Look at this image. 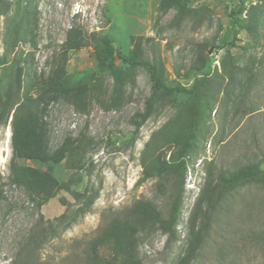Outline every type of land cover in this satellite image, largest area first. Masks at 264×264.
<instances>
[{"label": "rangeland", "instance_id": "obj_1", "mask_svg": "<svg viewBox=\"0 0 264 264\" xmlns=\"http://www.w3.org/2000/svg\"><path fill=\"white\" fill-rule=\"evenodd\" d=\"M1 1L0 55L10 27L24 21L26 28L23 40L6 48L9 59L20 57L24 70L25 86L18 95L26 90L34 95L36 84L62 65L76 82L85 83L88 97L84 110L67 99L46 107L48 150L65 143L69 149L59 162L25 163L49 171L69 189L40 207L10 182L11 115L0 124V264H84L89 242L137 199L152 200L163 214L168 211L178 175L144 170L151 162L171 161L195 101L182 96L173 102L154 100L151 114L135 130L150 93L146 66L135 67L120 102L112 105L113 79L97 41L100 35L128 58L160 59L170 85L190 87L199 79L204 102L185 161L176 240L166 246L157 225L146 224L135 236L136 259L140 264H264V181L235 185L216 197L213 209L209 205L222 170L264 156V22L257 44L246 50L241 48L247 41L243 30L233 43L226 34L231 17L242 22L246 10L264 8V0H190L178 17L170 0ZM71 28L86 36L79 48L64 53L62 43ZM232 65L238 74L230 79ZM13 77L11 68L9 83ZM99 253L107 257L108 247Z\"/></svg>", "mask_w": 264, "mask_h": 264}, {"label": "trees", "instance_id": "obj_2", "mask_svg": "<svg viewBox=\"0 0 264 264\" xmlns=\"http://www.w3.org/2000/svg\"><path fill=\"white\" fill-rule=\"evenodd\" d=\"M190 0H170L169 4L176 9V17L185 13ZM2 1L0 0V8ZM243 6L238 8V13H242ZM1 15V12H0ZM232 27L228 29L227 36L235 38L239 30H243L247 36L246 43L242 49L252 48L260 38L261 25L264 22V8L254 5L245 12L242 22L231 17ZM21 21L10 27V31L5 35L6 48L14 47V44L23 40L26 28ZM86 34L82 31L71 28L67 37L62 43L63 52L70 49L79 48ZM103 58L109 64V71L112 76V105H117L122 97L124 84L132 80V72L140 64L146 66L149 80L150 93L145 99L144 110L138 115L134 122L135 130L145 122L152 110V102L157 99H167L174 101L176 97L191 98L195 101V111L184 133L180 137L179 147L172 153L171 161L162 165H155V162L145 166L144 172L147 175L161 172L174 171L178 175V187L171 197L169 208L163 214L152 200L137 199L127 209L110 219L88 245L85 253L84 264H140L135 255V236L138 228L155 223L162 234L166 235L165 245L176 240V224L178 222L182 198H183V175L185 171V161L190 151L196 129L198 118L202 116L204 102L201 98V85L199 79L193 81L190 87L175 84L170 85L164 80L163 64L160 59L151 62L131 59L121 54L115 47L113 41L105 36L97 37ZM233 43V40L231 41ZM0 55V124L7 122L11 115V149L12 159L9 164V179L16 186L23 187L29 197L37 206L44 205L48 200L55 197L60 190H68V183H59L58 180L47 170L32 167L25 163L27 159L39 160L43 162H59L63 159L68 144H62L57 150H48L47 122L45 121V111L49 102L59 99H67L78 110H84L87 106L88 90L85 83L76 82L73 75L67 74L62 65H57L49 77L42 78L36 84L33 93L24 91L23 74L20 67V57L13 56L9 59V51ZM9 62V63H8ZM125 66V67H124ZM234 65H232L233 67ZM229 68L228 77L233 79L237 72ZM11 68H14L12 83H9L8 75ZM196 73L208 74L196 68ZM203 76V75H202ZM264 156L261 161L246 163L233 170H222L218 175V181L213 188V195L209 201L211 209L215 207L214 200L221 194L227 193L232 187L247 181H264ZM31 241L36 242L38 231H32ZM108 247L107 257L100 255L99 249ZM16 264V263H15ZM17 264H24L20 261Z\"/></svg>", "mask_w": 264, "mask_h": 264}]
</instances>
